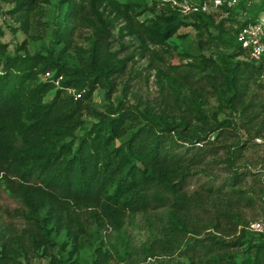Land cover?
Wrapping results in <instances>:
<instances>
[{"label": "trees", "instance_id": "obj_1", "mask_svg": "<svg viewBox=\"0 0 264 264\" xmlns=\"http://www.w3.org/2000/svg\"><path fill=\"white\" fill-rule=\"evenodd\" d=\"M65 1L68 13L54 34L51 49L34 56L6 57L0 62V185L23 203L22 216L31 223L23 234L5 231L0 224V264H16L20 251L29 249L27 242L35 249L54 245V232L64 231L75 243L72 254L78 253L93 247L96 234L121 231L131 216L164 208L170 209L169 216L162 226L158 250L150 255L155 261L150 264H172L177 251L190 264H264V237L250 232L249 224H244L231 206L216 208L217 224L206 229L214 233L202 237L201 232L191 229V213L201 203L185 191L193 171L212 156L214 142L207 140L216 132L237 136V143L227 151V163L238 183L240 174L234 167L246 147L243 133L256 130L255 138L264 137L257 106L245 86L229 82L226 100L231 113L246 120L244 125L233 117L215 125L180 123L148 108L139 114L140 121L138 113L126 105L110 113L97 112L93 106L96 91L114 80L124 67L114 64L107 36L91 41L88 52L79 49V62L72 64L69 57L74 34L85 17L83 9L76 10V0ZM240 1L243 12L229 6V0L219 9L229 11L238 24L236 55L248 56L238 35L243 27L262 17L264 4L259 12L250 14V0ZM41 2L20 0L13 10L25 30ZM189 2L211 4V0ZM189 27H214L224 34L210 12L186 15L178 6L139 25L136 33L153 42L169 41ZM6 50L0 45V54ZM246 67L251 74L261 76L264 64L250 61ZM47 73L52 79L45 80ZM258 89L264 92L262 82ZM51 92L54 96L46 102ZM87 113L95 115L97 122L78 137ZM232 248L245 252L241 262ZM96 254L95 264H101L106 254L101 248H96ZM161 256L164 258L159 259Z\"/></svg>", "mask_w": 264, "mask_h": 264}, {"label": "rangeland", "instance_id": "obj_2", "mask_svg": "<svg viewBox=\"0 0 264 264\" xmlns=\"http://www.w3.org/2000/svg\"><path fill=\"white\" fill-rule=\"evenodd\" d=\"M19 1L0 0V45L7 47L5 54H0L1 63L6 57L34 56L51 49L54 34L69 8L65 0H43L30 18L29 29L25 30L17 15L12 13ZM185 1L203 0H76V10L83 9L85 19L75 31L69 60L72 64L78 63L79 49L88 52L91 41H101L107 36L114 64L124 67L114 80L98 88L93 99L94 109L110 113L126 105L138 113L140 121L139 114H145L148 108L169 121L180 123L215 125L233 117L244 125L246 120L232 114L226 103L229 82L233 81L245 86L257 106L264 133V92L258 89L259 83L264 84V69L261 76L251 74L246 67V63L252 61L249 55H236L234 45L238 24L229 11L210 7L215 24L224 34L214 27H189L181 29L178 37L172 40L153 42L136 33L139 25L172 11V7L177 6L174 2L184 4ZM229 2L237 10L244 11L240 0ZM250 2V14L259 12L264 4V0ZM238 19L242 18L239 16ZM53 96L54 92H51L45 101H50ZM83 120L85 125L77 131L78 137L97 122L95 115L88 113ZM255 132L243 133L246 147L235 160L234 167L240 174L238 183L235 182L234 169L227 163V151L235 146L237 136L227 131L209 135L207 141L214 142L211 146L213 154L193 171L185 186L188 195L201 203L191 213L190 228L201 232L202 237L215 232L206 229L216 226L215 213L219 206L236 209L244 224L264 218V137L255 138ZM210 188L213 192H208ZM169 210H150L131 216L121 231L96 234L92 239L93 247L87 246L74 254L75 243L67 238L66 233L54 232V245L35 249L27 242L29 249L20 251L16 264H95L98 259L96 248L103 249L106 254L101 264H150L155 261L150 255L156 252L157 243L163 238L162 226L168 219ZM23 211V203L11 197L0 185V224L3 229L16 234L28 231L31 223L22 216ZM221 224L225 226L226 222L223 220ZM231 250L238 253L239 262L245 258L242 249ZM172 264L190 263L177 251Z\"/></svg>", "mask_w": 264, "mask_h": 264}, {"label": "built area", "instance_id": "obj_3", "mask_svg": "<svg viewBox=\"0 0 264 264\" xmlns=\"http://www.w3.org/2000/svg\"><path fill=\"white\" fill-rule=\"evenodd\" d=\"M225 0H211V4L205 3L204 5L191 4L189 1H185L184 4H178L184 14H190L202 10L203 12H210V7L219 9L221 8ZM229 6H232V2H228ZM238 41L247 51L250 59L256 63L264 64V14L256 23H250L243 27L238 35ZM52 79V75L47 73L45 80ZM60 78L55 81L56 86L60 85ZM250 232L259 237H264V218L251 222L247 228Z\"/></svg>", "mask_w": 264, "mask_h": 264}]
</instances>
